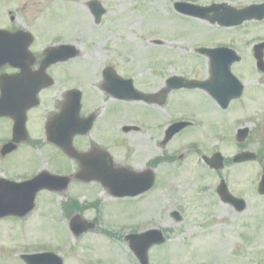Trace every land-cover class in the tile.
Wrapping results in <instances>:
<instances>
[{
  "label": "rangeland",
  "instance_id": "rangeland-1",
  "mask_svg": "<svg viewBox=\"0 0 264 264\" xmlns=\"http://www.w3.org/2000/svg\"><path fill=\"white\" fill-rule=\"evenodd\" d=\"M179 1H190L204 6L226 3L236 9L264 3V0H109L108 10L112 13H108L103 25L96 27L94 32L97 31L100 36H108V30L112 26L115 33L126 36L124 40L127 47H123L122 52L114 47L105 52L100 42L97 50L99 53L91 60L100 63L103 55H122L125 59L121 58L127 62L126 67L121 68L122 72L133 76L137 84L148 88L146 79H150L151 73L156 74L150 80L156 85H162L164 79L170 76L207 79L204 59L195 55V48L226 46L234 49L243 60L232 68L233 74L244 85L240 101L221 114L215 112L214 106L204 99L202 94L194 92L173 96L177 105L173 108L170 103L165 110L160 111L161 124L166 126L180 118L194 124L192 128L176 137L174 147L167 149V152H170L176 147L178 157L185 155L182 162L163 164L156 172V187L138 198L114 201L96 183L80 186L73 183L64 195L50 197L32 212L28 225L22 230L17 228L7 234L4 229L14 227L2 223L1 264H13V252L23 249L24 252L52 251L59 255L64 264H138L128 249L125 236L152 228L163 231L168 241L163 246L149 251V264H233L238 252L243 256L242 264H264V240L256 239L261 234L264 239V229L259 230L246 218L242 219L243 224L239 229L233 223L217 217L221 210L215 194L218 176L223 178L230 188L249 197L250 188L255 185L250 171L236 170L230 166L215 175L196 168L203 155L210 156L219 152L231 160L241 148L261 152L264 149V86L261 82L263 76L256 71L251 57L253 45L264 41V20L249 21L239 27L221 29L197 19L178 15L173 5ZM150 39L163 43L160 48V66H135L126 56H136L132 48H137L139 54L144 53L143 47L149 52L153 48L148 42ZM118 41L114 46L118 47ZM96 49L86 48L84 52ZM100 66L95 64L91 67L90 61L83 58L82 86L85 90H91L89 77L92 81ZM181 108L184 110H180ZM128 111L130 114L124 121L127 125L134 124L133 122L138 121L139 114L134 112L136 115L131 116L130 109ZM170 111L173 112L169 113ZM114 119L113 129L110 130L113 152L116 155H125L129 162H139L140 152H135V155L132 152L139 148L142 137L136 133L125 136L119 131V119ZM241 127H248L253 133L245 143L248 148L243 147L245 144L239 147L234 141V131ZM257 132L258 139H254ZM123 139L121 147L119 144ZM36 156L41 157L39 153H36ZM43 159L44 167L50 171H57L53 169L54 162L58 163L64 172L69 168L70 163L58 155L50 154ZM252 198L250 204L260 208L261 202ZM71 200L85 206L77 211L85 221H94L97 226L95 231L77 239L69 233L66 227L68 221L62 209V205ZM92 203L96 206L86 208ZM173 209L181 213L183 222L175 223L171 220L169 212ZM245 258H249L250 262L244 260Z\"/></svg>",
  "mask_w": 264,
  "mask_h": 264
},
{
  "label": "flooded vegetation",
  "instance_id": "flooded-vegetation-1",
  "mask_svg": "<svg viewBox=\"0 0 264 264\" xmlns=\"http://www.w3.org/2000/svg\"><path fill=\"white\" fill-rule=\"evenodd\" d=\"M108 1L0 0V108H2L0 109V180L24 184L34 180L44 172L52 173L44 167L43 158L50 156V154H53V156L58 155L61 158L64 155L56 146L49 143L51 124L55 122V117L62 112L69 95L75 91L81 94L79 118L83 120L93 115V124L90 130L93 141L87 142L84 140L85 137L75 138L74 144L77 141L75 144L76 151L85 153L95 150L97 154L106 153L112 158L116 167L138 172L151 170L155 182L158 178L156 172L163 164L178 163L177 161L183 158L176 155V147L173 148L174 151L167 152L168 147H174L175 139L179 134L171 138L164 146L162 145L167 126L184 120L181 118L176 119L166 126L161 124L160 111L165 110L170 103L173 108L177 105L173 96L188 95V93L194 92L202 94L205 96L204 99L214 106L215 112L221 114L226 113L231 105L240 101H231L228 107L223 110L202 89L166 91L167 79H164L162 85H156L155 82L150 81L151 78L156 76L155 73H151L149 75L150 79H146L148 81V88H146L137 84L133 76L122 72L121 68H125L127 62L123 60L125 58L121 54L123 59L120 56L103 55V60L100 63L91 60V58L97 57L100 44L103 45L105 52H109L113 47L122 52L123 47H127L124 40L126 36L122 33H115L112 26L108 30L110 32L108 36L106 34L100 36L97 31L94 32L96 27L103 25L108 13H112L108 10ZM117 40H119L118 47L114 46ZM148 42L153 46L149 52L145 51L143 47L144 53L139 54L140 51L137 48H132V52L136 56L131 54L126 56L130 58L129 61L133 62L135 66L145 68L160 66V48L163 43L157 39H150ZM206 47L216 48L214 46ZM86 48L97 49L84 52ZM196 55L204 59V65L209 76L211 60L205 56ZM144 57L145 59H143ZM83 58L90 61L91 67L95 64L101 65L100 70L94 74L92 81L89 77L91 90H85L82 86L81 67ZM253 65H255L254 61ZM141 75L143 76V74ZM159 75L157 74V76ZM183 78L196 81L206 80L194 77ZM125 81H130V83ZM261 82L264 85V77ZM131 86L136 91L145 96L150 95L152 98L147 102L139 100L125 101L117 98V96L126 92L130 94L132 92ZM93 90L95 92H91ZM128 109L131 111V116L136 115L134 112L139 114L138 121L133 122L134 124L127 125V122L124 121L130 114ZM180 110L184 109L181 108ZM114 118L119 119L117 121L119 131L125 136L136 133L142 137L139 148L132 152L133 155H135V152H140L141 160L139 162H129L125 155L121 153L116 155L113 152L114 147L110 130L113 129ZM126 127L136 129L130 128L129 131H125ZM188 128L183 129L181 132L186 131ZM237 130L234 131V138ZM248 130L245 141L242 144L236 143L239 147L253 136L250 129ZM258 136L259 133L257 132L254 139H258ZM123 141L124 139L119 144L121 147ZM243 147L248 148L246 144ZM239 151L242 152V148ZM248 151L253 152L252 150ZM36 153H39L41 157H37ZM208 160H212V157ZM247 160L249 161L236 163L234 156L231 160L224 157L222 163L218 164V167L222 170L214 171L211 164L200 157V163L197 164L196 168L215 175L230 166L236 170H249L250 177H253L255 182L254 188H250L251 194L249 197H247V194L239 193V190L230 188V185H227L225 180L218 176L219 181L215 188V194L221 205V210L217 217L222 221L233 223L239 229L243 224L242 219L246 218L256 228L262 230L264 229V187L262 186L264 180V154L255 153ZM74 165L75 173H79L81 171L80 163L75 161ZM53 169H57L58 172L62 171L59 164L55 162L53 163ZM221 181L226 183L229 196L223 197L217 194V188ZM35 185L36 183L15 188L16 190L11 193L13 202L17 204L24 203L34 194L33 211H36L50 197L56 195L44 189L35 192ZM6 190V187L1 185L0 195H3L2 192ZM252 197L261 202L260 208L257 205L250 204ZM29 215L24 218H5L0 220V225L7 223L14 227L4 229L7 234L17 228L22 230L28 225ZM169 217L175 223L183 222V216L176 209L169 212ZM262 235L256 239L264 240ZM25 253H13L12 256L15 258L13 264H25L21 259V255ZM242 259V253L238 252L234 257L233 264H242ZM244 260L250 262L249 258Z\"/></svg>",
  "mask_w": 264,
  "mask_h": 264
},
{
  "label": "water",
  "instance_id": "water-1",
  "mask_svg": "<svg viewBox=\"0 0 264 264\" xmlns=\"http://www.w3.org/2000/svg\"><path fill=\"white\" fill-rule=\"evenodd\" d=\"M177 11H179L181 14L193 16L200 19H209L211 23L217 22L219 26L222 27H235L241 25L245 21L250 20H262L264 18V4L260 6H251L247 9H244L242 11H235L233 9L228 8L225 5H212L208 8H200L193 5H186V4H177L176 5ZM222 10V13H219V11ZM213 13V17H209L208 14ZM255 58L258 60V68L259 70L263 71V63H262V52L264 50V44L259 45L255 47ZM202 54H212L214 56V53L220 54V56H212L211 59L213 61L217 60L220 61V63H223V65H216V63L211 64L212 69V81L209 83H202V84H196L192 82H185L181 79H170L168 82L170 84H174L175 88H195V87H201L208 91L211 96H213L215 99H217L221 104H223V108L226 107L228 101L233 98H237L241 94V87L239 84L233 85H226L227 81L230 80L232 83H237L235 78L230 73V66L233 62L239 61V58L236 57L235 53L227 50L222 49L219 51H207V50H201ZM219 70H223V72H219ZM213 82V83H212ZM212 84V85H210ZM224 84L225 88H218L215 87L216 85ZM210 85V86H209ZM129 99H137L139 100L141 97H126ZM147 100V99H146ZM74 105L76 108L79 106V101L76 99L74 101ZM74 109L67 107V110L64 112V114L60 117L64 118L57 123V142L56 144H59L61 149L69 156H73V150L71 146L72 137L80 131L79 129H76L74 127V123H72L70 117L72 114L70 111ZM77 110V109H76ZM75 110V113L73 112V117L76 116L77 111ZM183 126H175L170 129V132L172 131V136L174 133L179 131L180 128ZM75 156V155H74ZM84 164V171L86 173H90L92 171L97 170L100 177L102 176V168L98 166L96 169L93 167V160H82ZM108 171V174H106L105 177L108 178V182L110 183L108 186L112 189L113 192L115 191H122L125 190L124 193L118 195L120 197L123 196H130L135 197L139 195L140 193L146 191L150 187L149 180H134L135 184L132 185H124V184H117L115 182L117 174H114L113 172ZM116 175V176H115ZM54 178V177H53ZM50 180H53L52 178ZM114 187H116L114 189ZM12 190H7L4 192L2 200H0V218L9 216V215H19V214H25L20 213L18 210V206L15 203L11 202L12 199ZM163 240L160 238V234L158 232H148L142 236H134L130 238V243L132 250L135 252L137 258L139 259L141 264H146V253L149 247L153 244H160ZM29 264H54L53 258L51 255H45L41 257H30L28 258Z\"/></svg>",
  "mask_w": 264,
  "mask_h": 264
}]
</instances>
